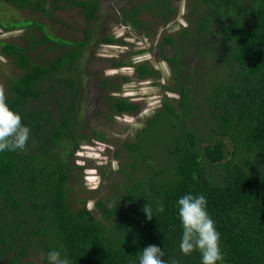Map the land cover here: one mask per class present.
Listing matches in <instances>:
<instances>
[{
	"label": "trees",
	"instance_id": "obj_1",
	"mask_svg": "<svg viewBox=\"0 0 264 264\" xmlns=\"http://www.w3.org/2000/svg\"><path fill=\"white\" fill-rule=\"evenodd\" d=\"M0 1L40 15L68 6L77 9L85 24L99 5V0H50V7L46 0ZM170 2H137L121 9L119 21L145 29L139 14L145 11L163 21L175 13ZM188 2L190 28L175 33L179 58L175 50L161 54L172 75L165 89L176 93L178 104L175 108L162 100L161 108L134 133L133 142L123 143L132 154L130 171L121 170L115 194L92 202L98 219L84 206L69 205L66 183L72 166L53 154L65 142L69 154L77 147L73 111L79 88L72 71L84 40L69 43L70 49L46 63L29 60L26 45L1 43L0 53L20 70L7 84V104L31 129V136L24 151L0 153V264H18L37 250L47 264L53 249L70 264H139L149 245L161 248L166 264H201L199 253L185 256L179 249L177 200L188 193L207 199L221 237L224 259L218 264H264V0ZM17 24L1 26L9 30ZM173 35H163L158 46L172 47ZM103 41L116 40L105 36ZM188 54L199 61L184 71ZM209 55L220 76L205 79V120L191 122L192 76ZM61 70L69 73L58 82L54 76ZM133 70L135 78L157 73L146 62ZM120 81L127 82V76ZM106 98L115 114L138 111L136 102ZM36 102L41 106L32 105ZM155 149L162 156L156 157ZM146 205L153 211L151 220L143 211ZM160 205L164 212L157 211Z\"/></svg>",
	"mask_w": 264,
	"mask_h": 264
},
{
	"label": "rangeland",
	"instance_id": "obj_2",
	"mask_svg": "<svg viewBox=\"0 0 264 264\" xmlns=\"http://www.w3.org/2000/svg\"><path fill=\"white\" fill-rule=\"evenodd\" d=\"M46 1L50 7V0ZM140 1L143 0H99L98 8L88 24H85L77 9L68 6L62 9L49 8L47 15H40L27 9H15L0 1V45L3 42L18 47L26 45L27 55L32 62L46 63L70 49L69 43L84 40L76 69L72 71L78 80L79 88L73 111L77 147L69 154L70 144L65 142L54 150L53 154L61 156L72 166L69 172L70 180L66 183L69 205L73 209L84 206L91 216L97 219L100 217L99 212L92 208V202L96 198L105 200L111 194H115L116 183L123 177L121 170L130 171L128 166L132 162V154L124 148L123 143L133 142L134 133L144 126L146 119L154 111L161 108L162 100L175 108L178 104L176 93L165 89L171 85L172 75L161 54L170 55L172 50H175L179 58L180 50L176 46L178 37L175 33L183 27L190 28L191 4L188 0H171L170 5L176 8L175 13L167 15L163 21L159 17H151L145 11L141 12L138 18L146 26L145 29L122 24L119 21L121 9ZM8 22L18 24L6 30L1 24ZM85 30L87 35L84 33ZM163 35L175 37L172 47L166 44L158 46ZM105 36H110L116 41L105 44L103 41ZM43 37L48 40L39 42ZM58 42L64 43L57 44ZM198 61L196 57L188 54L183 70L191 71L193 66L197 67ZM140 62H146L157 73L135 78L133 68ZM114 63L122 65L113 67ZM215 64L214 56H207L201 68L192 76V94L189 98L192 106L191 122L205 120L203 108L205 79L213 80L214 74L220 76L217 72L220 68ZM19 73L20 70L0 53V86L6 90L10 80ZM68 73L61 70L54 77L60 82L61 75L65 76ZM121 76H127L128 81H120ZM60 92L59 89L56 94ZM107 95L138 103V111L115 114L108 109L110 102L106 98ZM52 102L53 100L49 99L46 104L50 106ZM43 103L45 104V101ZM32 105L41 106V103L36 102ZM197 125L200 126L199 123H195L194 127ZM93 133H98L100 138ZM83 146L89 149L79 148ZM98 150L104 154L105 164L102 160L101 165H94L95 159L89 158L101 155L94 154ZM155 155L162 156V152L155 149ZM45 159L48 161L47 157ZM76 162L83 163L86 169L88 166H95V173L89 177L87 183L82 177L85 173ZM41 259L40 251L37 250L30 256L22 258L18 264H42Z\"/></svg>",
	"mask_w": 264,
	"mask_h": 264
},
{
	"label": "clouds",
	"instance_id": "obj_3",
	"mask_svg": "<svg viewBox=\"0 0 264 264\" xmlns=\"http://www.w3.org/2000/svg\"><path fill=\"white\" fill-rule=\"evenodd\" d=\"M31 136V129L25 126L21 116L9 108L5 90L0 86V153L24 151ZM79 148H85L79 147ZM85 149H89L88 147ZM101 153L100 150L94 154ZM95 159L94 165H101L104 154L89 157ZM83 173L85 183L95 173V166L86 169L83 163H77ZM88 173H91L90 175ZM89 175V176H88ZM163 205L157 211L164 212ZM148 220L153 218L151 207L143 209ZM177 214L182 227V236L179 244L181 253L185 256L193 252L199 253L201 264H218L224 259L220 246V233L217 231L214 220L207 211V199L203 194L188 193L177 200ZM164 252L156 245H149L143 249L139 264H166ZM47 264H70L66 257H62L57 250L47 253ZM172 264H175L173 261Z\"/></svg>",
	"mask_w": 264,
	"mask_h": 264
}]
</instances>
